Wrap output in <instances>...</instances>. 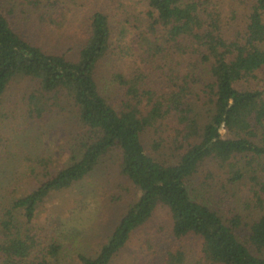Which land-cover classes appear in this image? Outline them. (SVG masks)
Instances as JSON below:
<instances>
[{"label":"trees","instance_id":"obj_1","mask_svg":"<svg viewBox=\"0 0 264 264\" xmlns=\"http://www.w3.org/2000/svg\"><path fill=\"white\" fill-rule=\"evenodd\" d=\"M139 3L145 5L141 17L126 21L95 11L73 56L22 36L0 0V106L11 84L24 79L32 88V119L72 109L83 129L70 164L52 171L42 160L43 169H31L29 194L0 196V264H69L59 235L36 217L48 198L108 159L135 199L122 200L127 207L107 244L95 255L81 253L79 264H113L160 206L169 210L172 227L164 264H187L192 239L200 243L197 264H264V0ZM115 41L124 53L120 60H127L112 73L121 88L116 99L98 81L100 65L117 54ZM200 175L245 192L243 201L262 214L225 216L193 197ZM3 189L15 191L10 184ZM144 244L156 254L150 238Z\"/></svg>","mask_w":264,"mask_h":264},{"label":"rangeland","instance_id":"obj_2","mask_svg":"<svg viewBox=\"0 0 264 264\" xmlns=\"http://www.w3.org/2000/svg\"><path fill=\"white\" fill-rule=\"evenodd\" d=\"M36 1L5 0L16 30L50 53L73 56L78 53L80 43L89 36V20L95 11H106L126 21L141 17L145 7L139 0H41L40 4ZM44 13L47 14L46 21L42 16ZM59 16L66 22L58 25ZM131 39L132 36L122 43ZM115 42L117 54L104 61L98 70L103 93L114 99L120 97L121 88L113 83L112 73L127 67V60H120L124 56L120 44ZM30 87L27 80L15 81L0 106V196L10 200L31 192L35 187L31 169H43L39 165L42 160L49 163L52 171L70 164L79 144V134L83 132L72 109L67 113L32 119L28 108ZM144 140L148 152L153 155L150 136ZM8 184L15 191L7 193L3 188ZM129 186L115 162L108 159L84 181L48 198L39 209L36 223L57 233L66 247L69 264H79L81 253L95 255L107 244L127 207L128 201L122 200L135 199L131 197L132 193L129 196ZM191 192L193 197L205 200L225 216L230 211L250 217L264 213L257 211V215L249 208L243 201L245 192L228 191L222 183L204 182L201 175L193 179ZM117 196L122 199L114 201ZM171 230L169 210L160 206L152 221L135 233L132 242L113 264H164L171 244ZM147 238L155 245L156 254L144 249ZM187 246L191 256L187 264H197L200 243L192 239Z\"/></svg>","mask_w":264,"mask_h":264}]
</instances>
